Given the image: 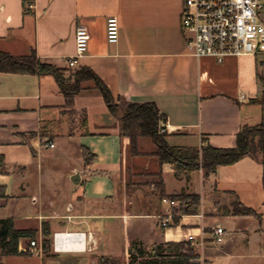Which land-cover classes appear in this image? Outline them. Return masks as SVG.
Here are the masks:
<instances>
[{"label":"crops","instance_id":"obj_1","mask_svg":"<svg viewBox=\"0 0 264 264\" xmlns=\"http://www.w3.org/2000/svg\"><path fill=\"white\" fill-rule=\"evenodd\" d=\"M181 7L182 0H0V49L12 54L34 49L41 60L71 73L88 67L114 96L154 101L164 114L170 144L232 146L243 123L264 121V53L221 59L193 55L185 45ZM109 15L119 20L115 41L105 34ZM260 18L264 20V7ZM78 23L86 25L90 36L85 52L69 66L66 58L75 51ZM81 85L67 97L50 73L0 70V154L6 169L0 171L5 192L0 217L11 216L16 227H34L41 244L43 223L47 236L83 232L80 248L54 249L51 243V254L27 255H38L40 264H96L101 255L127 262L133 239L151 249L194 233L197 240L203 237L196 243L200 264L225 255L236 260L252 256L264 264L259 159L245 154L208 172L199 167L175 174L171 162L159 164L154 154H126L129 137L119 131L121 112L108 108L92 80ZM148 144L153 147L149 137L138 138L139 149ZM83 146L92 153L89 161L83 158ZM158 169L166 195L184 191L201 196L198 209L180 213L175 224L172 219L160 223L158 213L168 208L160 196L154 203L139 198L140 203L129 187L130 178L145 175L144 181L158 190ZM75 171L79 176H73ZM235 197L260 216L206 214L207 208L230 206ZM215 222L226 230L222 241L204 229ZM22 240L20 248L28 251ZM22 255L4 254L3 263L18 264Z\"/></svg>","mask_w":264,"mask_h":264},{"label":"trees","instance_id":"obj_2","mask_svg":"<svg viewBox=\"0 0 264 264\" xmlns=\"http://www.w3.org/2000/svg\"><path fill=\"white\" fill-rule=\"evenodd\" d=\"M0 70L16 72H38L52 74L58 85L67 97L82 85V81L90 79L93 86L102 94L110 110H115L112 102L113 94L103 80L90 68L81 66L75 69L71 77L64 75V68L41 60L34 49L28 53L12 54L0 49ZM164 114L152 100L127 101V105L120 115L119 131L129 137V149L131 152H143L138 147V138L146 136L152 139L156 148L159 164L164 161L171 162L175 174L186 173L188 170L197 168L198 162L204 172L213 170L219 163L232 162L242 155L249 154L260 160L262 164V184H264V121L254 124L243 123L236 133L235 144L232 146H214L209 143L201 145H179L170 144L165 134L159 131L160 121ZM83 158L89 161L91 152L86 146L82 148ZM3 155L0 154V171H5ZM158 179L156 186L159 196L165 194L164 182L161 176V169L156 171ZM170 196H188L190 199L179 207H171L172 212L184 213L198 209L199 193H169ZM5 196L4 187L0 185V197ZM225 213L232 214H253L260 216V213L253 207L243 204L237 197L233 198L230 206L224 207ZM172 222H178V215L172 216ZM174 223V224H175ZM42 231L46 234L42 238V247L46 251L49 248L51 239L47 236L48 229L45 223L42 224ZM35 229L31 227H16L11 216L0 217V264L3 263L4 254H28L29 251L19 246L20 239L29 240L34 238ZM195 255L193 245L189 239L167 240L155 243L151 249H146L142 242L137 239L130 241L128 245V259L126 264H169L177 262L180 264H191V258ZM107 264L115 261L113 256L101 255Z\"/></svg>","mask_w":264,"mask_h":264},{"label":"built area","instance_id":"obj_3","mask_svg":"<svg viewBox=\"0 0 264 264\" xmlns=\"http://www.w3.org/2000/svg\"><path fill=\"white\" fill-rule=\"evenodd\" d=\"M28 4L31 6L33 2ZM262 7L264 0H182L180 23L184 31L186 47L193 55L210 54L217 59L228 54L264 53V20L260 18ZM105 34L109 41L118 38L119 20L116 15H109L106 18ZM89 36L85 24H76L75 51L66 58L69 66H75L77 58L85 52ZM49 144L53 143L49 142ZM160 200L168 207L164 213H158L162 225L168 224L171 220L173 216L171 207H179L188 201L185 196L166 194L162 195ZM57 232L59 231H54L52 234L54 249H60L55 243ZM211 232L217 241H222L226 234L225 228L218 222L213 223ZM76 237L77 241L83 242L80 238L81 234ZM187 239L191 243L203 242V237L197 240L194 233H189ZM27 249L29 252L38 253L42 252L43 248L36 238H32Z\"/></svg>","mask_w":264,"mask_h":264},{"label":"rangeland","instance_id":"obj_4","mask_svg":"<svg viewBox=\"0 0 264 264\" xmlns=\"http://www.w3.org/2000/svg\"><path fill=\"white\" fill-rule=\"evenodd\" d=\"M63 73H64V75H66V77H71V75H72L71 72H68V71H65V70H63ZM112 102H113V104L115 106V110L116 111H120L121 113L123 112L124 108L127 105V101L126 100H124L122 98H119L117 96H113ZM159 131L167 134L166 126L163 124L162 120L160 121ZM166 134H165V137H166ZM149 139H151V138H149ZM146 147H147V149H145L144 151L142 150L143 152H145L147 154L156 155L155 153H153V151L156 148L154 142H153V147L152 148H150L151 144H148ZM128 152H130L129 146L126 149V154ZM200 165H201V162L199 161L198 165H197L198 166L197 168H199ZM143 172L141 174H143ZM144 173H147V172H144ZM147 177L148 176L140 175V176H135V177L130 178L131 181H130L129 187L132 188V191L135 193L134 195L137 196L138 199L139 198H143L144 201L146 199H150V201L154 203L155 200L158 199L159 193H158V190H156V189H154L152 187V183L144 181ZM167 177H168V185H170L171 181H170L169 175H167ZM155 191H157V192H155ZM141 192L147 193V194L144 195L145 197L141 196V194H140ZM182 193H186V192L182 191ZM137 194H139V195H137ZM186 198L188 200L190 199L188 196H186ZM200 198H201V196L199 194V201L201 200ZM143 200L139 199L138 202H140V203H141V201L144 202ZM205 212H206V214H213V213L216 214V212H218V213L219 212H224L225 213V210H224V207H222V206L221 207H215V208H211L210 207V208H207L205 210ZM173 215H178L179 216V213L173 212ZM251 215H253V214H251ZM172 223L174 224L175 222H172ZM212 225L213 224H211L210 226L204 227V229L210 230V229H212ZM32 228L35 229L34 227H32ZM35 231H36V229H35ZM36 237H37V231L34 234V238H36ZM48 237H49V239H51V243H52V236H51L50 233H49ZM23 240L25 242H28V238L23 239ZM51 243L49 245V248L46 251H44L42 249V251H44L46 254H51V252L53 251L52 248H51L52 247ZM196 243L197 242L192 243L194 251H195V255L191 258V264H200V261L202 259L201 258V254L199 252H197V250H196L197 249L196 248V246H197ZM228 246H229L230 250H234L232 242H230ZM232 252L234 253V251H232ZM236 258L237 257H231V256H226V255L225 256H220V257L219 256L218 257L215 256L213 264H257V262H258L257 258L256 257H252V256H245L244 255L242 257H239L240 258L239 260H236ZM18 259H19V260H17L18 264H40V258L38 257V255H27V254H24V255L20 256ZM58 259H60V258H58ZM114 259H115V261L112 262L111 264H126V261H124L121 257H114ZM9 262L11 263L13 261L11 260ZM96 264H107V263L104 262L103 259H101V260L98 259Z\"/></svg>","mask_w":264,"mask_h":264},{"label":"bare ground","instance_id":"obj_5","mask_svg":"<svg viewBox=\"0 0 264 264\" xmlns=\"http://www.w3.org/2000/svg\"><path fill=\"white\" fill-rule=\"evenodd\" d=\"M81 234V239L83 240L82 233ZM79 233H74V232H69L67 233L66 231L57 232L56 234V246L57 248L64 249V248H72V247H82L83 242L82 241H77L76 235H80ZM91 235V234H90Z\"/></svg>","mask_w":264,"mask_h":264},{"label":"water","instance_id":"obj_6","mask_svg":"<svg viewBox=\"0 0 264 264\" xmlns=\"http://www.w3.org/2000/svg\"><path fill=\"white\" fill-rule=\"evenodd\" d=\"M76 175L79 176V173L75 171L73 176H76ZM72 179L74 180L73 177H72ZM74 181H75V180H74Z\"/></svg>","mask_w":264,"mask_h":264}]
</instances>
